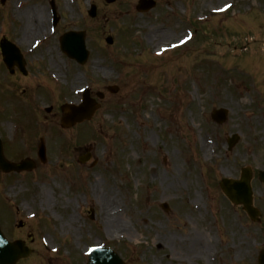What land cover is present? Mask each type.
Segmentation results:
<instances>
[{
	"label": "rangeland",
	"instance_id": "374dc122",
	"mask_svg": "<svg viewBox=\"0 0 264 264\" xmlns=\"http://www.w3.org/2000/svg\"><path fill=\"white\" fill-rule=\"evenodd\" d=\"M51 2L59 18L53 33ZM137 2L0 3V39L29 59L31 88L45 82L46 72L48 104L77 105L85 86L97 101L96 93L104 94L90 120L66 129L59 106L39 122L16 119L14 98L0 85V132L16 136L3 146L30 148L40 166L0 176L4 235L32 247L16 264H85L87 246L110 247L124 264H216L221 251L226 259L238 252L233 261L244 264L246 253L253 258L264 247V185L252 181L258 223L218 185L238 177L244 165L264 166V0H155L144 12L135 9ZM90 4L97 8L94 18L87 14ZM27 8L44 11L42 32L25 28ZM80 30L90 51L83 67L59 45L63 33ZM110 85L118 91L108 92ZM217 108L228 111L223 124L210 117ZM233 133L240 140L227 151ZM40 138L46 165L36 156ZM40 187L54 200L50 207L40 205ZM110 191L123 228L112 237L100 202ZM19 220L25 230L17 228Z\"/></svg>",
	"mask_w": 264,
	"mask_h": 264
},
{
	"label": "water",
	"instance_id": "95a60500",
	"mask_svg": "<svg viewBox=\"0 0 264 264\" xmlns=\"http://www.w3.org/2000/svg\"><path fill=\"white\" fill-rule=\"evenodd\" d=\"M112 1V0H108ZM154 6V2L152 0H140L138 9L139 10H147ZM95 14V8L92 7L91 15ZM71 36V35H70ZM70 36H66L69 38ZM72 39L76 40L80 50L77 52L78 48L74 51L73 48H68V46L65 44V41H62L63 45L65 46L66 50L71 53L72 56H75L79 61L84 62L87 58V51H85L83 42L81 40V36H72ZM108 42H112L110 38L107 39ZM2 47L4 48V51H6V45L2 43ZM110 91L116 92V87H110ZM100 97H102L101 94H98ZM96 108L95 104H86L81 107H65L66 116L63 119L64 125H71L75 122L81 121L84 118H89L94 109ZM212 118L216 120L218 123H221L226 118V111L223 109L215 110L213 111ZM237 140V136H233L231 139H229V146H232L234 142ZM261 178L264 179V173L261 174ZM249 179H242L239 182H231L228 180L222 181V188L228 195V197L234 202V203H242L243 208L246 210L248 215L253 219L257 220V216L259 215V212L257 209H255L251 204V197H250V185H249ZM165 208H167V205H164ZM4 247L6 250H8L9 257L7 255V259L3 260L0 258V264H13L16 259L22 256H26L28 254V250L23 247L22 242L15 241L13 243L7 242L3 236L0 233V249ZM98 254H96L97 256ZM260 264H264V251L261 253L260 257Z\"/></svg>",
	"mask_w": 264,
	"mask_h": 264
},
{
	"label": "bare ground",
	"instance_id": "6f19581e",
	"mask_svg": "<svg viewBox=\"0 0 264 264\" xmlns=\"http://www.w3.org/2000/svg\"><path fill=\"white\" fill-rule=\"evenodd\" d=\"M25 15V28L28 29L31 27L34 29V32L43 31V24L46 19L44 11L38 10L37 8H27L24 12ZM26 31V30H25ZM242 179H249V176H244ZM249 183V182H248ZM106 197L104 200H101L102 213L105 219L104 229L107 232L109 237L114 236L115 234L122 232V218L119 216V204L114 200L113 193L110 191L109 194H105ZM103 199V196H102ZM39 203L40 205H53L54 200L50 199L49 191L46 188H39Z\"/></svg>",
	"mask_w": 264,
	"mask_h": 264
},
{
	"label": "flooded vegetation",
	"instance_id": "af4514ba",
	"mask_svg": "<svg viewBox=\"0 0 264 264\" xmlns=\"http://www.w3.org/2000/svg\"><path fill=\"white\" fill-rule=\"evenodd\" d=\"M24 74L19 71L17 67H14L13 73L8 74L11 77V80L9 81L8 86L14 87L16 91H21L24 95L27 96L28 103H34L35 107L37 108V113L40 114V106L41 104L43 106V112L45 113L46 117V100H48L47 93H46V85L43 87H39L37 85L36 87L31 88L30 86L35 81L34 77H32L31 69H30V61L28 58L24 57ZM4 65L1 63L0 71L3 72ZM8 72V71H7ZM45 81H46V72L44 73ZM14 80V81H13ZM12 82V84H11ZM19 82H24L22 85H19ZM16 83L19 86H16ZM39 82H37L38 84ZM13 91V90H12ZM23 228V226L21 225ZM20 227V228H21ZM221 264H231V263H221ZM236 264V263H235Z\"/></svg>",
	"mask_w": 264,
	"mask_h": 264
}]
</instances>
